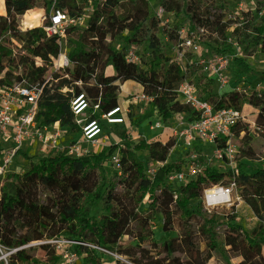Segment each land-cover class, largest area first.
Wrapping results in <instances>:
<instances>
[{
  "label": "trees",
  "instance_id": "obj_1",
  "mask_svg": "<svg viewBox=\"0 0 264 264\" xmlns=\"http://www.w3.org/2000/svg\"><path fill=\"white\" fill-rule=\"evenodd\" d=\"M134 1H92V10L84 24L68 25L64 37L59 39L56 35L48 36L41 25H21V18L38 6L39 0H3L0 84L14 86L23 81L31 84L50 77L39 99L38 116L43 123L58 122L70 133H78L80 128L70 110L73 95L83 94L90 106L101 100L109 102L120 94V86L126 81L141 87L163 121L176 114H183L187 120L194 117L189 106L176 100V89L185 76L178 67L170 65L160 38L165 36L177 43L173 28L186 24L203 28L202 38L209 39L207 53L234 56L233 43L229 42L232 39L241 47L243 56L264 55V0H255V10L241 11L228 20H223L222 15H210L207 0H161L160 6L173 16L170 30L160 25L146 1L143 6L147 14L139 16L140 8ZM42 2L49 9L53 3L70 18L80 19L85 14L86 4L76 0ZM210 2L222 7L217 0ZM259 13L262 15L258 16ZM45 17L44 25L48 24V14ZM116 43L137 46L140 65H128L122 52L114 47ZM60 51H66L70 66L59 73L48 72ZM234 65L238 73L247 72L239 59H234ZM167 67H175L177 73L171 76L168 88L163 89L159 87V73ZM260 76L264 80V71ZM210 83L208 80L207 84ZM207 84L196 88L209 101ZM243 94L223 93L213 106L241 110L248 101ZM250 104L264 121V91L254 94ZM242 131L241 127L234 129L240 142L238 152L247 160L255 159L251 137L241 135ZM258 136L264 139V128ZM171 146L168 141L133 143L125 139L80 157L62 153L41 157L23 154L25 170L10 173L0 189V245L8 250L16 249L9 255L8 264H57L59 257L54 247L44 243L57 237L106 249L127 262L115 260L114 264H211L212 261L264 264V223L248 230L236 223L235 217L227 215L219 239L215 233L216 216L204 219L200 226L203 193L216 185L234 184L237 196L253 214L264 212V167L249 172V165L243 162L227 171L205 167L187 183L173 189L178 196L172 209L163 213L171 216L167 224L181 230L193 223L199 226L198 234L160 242L153 239L151 227L139 221V207L147 197L148 212L155 215L156 192L163 186V178L182 167L180 163H166ZM140 151L146 152L143 160L160 164L152 176L139 170L135 154L138 156ZM114 153L117 161L113 159ZM261 158L264 159V151ZM107 162L116 166L117 172L107 176L104 168ZM40 186L52 196L46 204H38L34 199ZM95 207L101 211L98 220L92 215ZM120 213L125 214L128 224L117 233L105 218ZM126 240L133 244L124 245ZM25 245L29 246L23 248ZM73 251L82 264H102L101 255L93 249L75 245Z\"/></svg>",
  "mask_w": 264,
  "mask_h": 264
},
{
  "label": "built area",
  "instance_id": "obj_2",
  "mask_svg": "<svg viewBox=\"0 0 264 264\" xmlns=\"http://www.w3.org/2000/svg\"><path fill=\"white\" fill-rule=\"evenodd\" d=\"M11 1V0H7ZM53 1V0H51ZM78 3L86 4L84 16L80 19L70 18L66 13L56 9L51 3L48 24H41V28L48 35H56L59 39L64 37V30L68 25L82 26L85 22L86 14L92 10V1L94 0H76ZM127 0H118L119 3ZM241 7V5H240ZM89 11V13H86ZM241 11V9H240ZM154 16L160 21V25L166 30L173 28V16L170 12H166L161 6L155 10ZM177 34V56L183 62L189 65H196L202 72L215 78L220 84L226 83L223 72L230 65L231 58L228 53H207L203 51L200 40L204 34V29L199 27H191L189 24L173 28ZM166 39L165 36L160 37ZM114 47L122 52L124 61L128 65L138 66L141 63L140 49L132 44L116 43ZM13 49V48H12ZM13 52L15 53L14 49ZM189 58H186V54ZM70 66V61L66 51H60L52 60L49 71L61 72ZM46 75V74H44ZM66 77V75H64ZM50 77L34 83H26L14 86H6L0 84V189L5 178L13 172L14 166L23 167V154L29 156H48L53 154H67L75 157L88 155L98 152L102 145L101 139L107 134L108 128L124 127L126 118L129 114L128 105L115 103L113 101H99L94 105H89L83 94L73 95L70 101V110L75 117V123L79 126V138H73L72 133L58 122L43 123L39 116V99L42 96L44 85L49 81ZM222 87V86H220ZM66 88L63 89V92ZM148 101L151 103L149 96L140 93L132 95L129 102ZM176 100L182 105H187L194 112V117L187 120L183 114L174 115V119L178 122L175 125L174 132H178L184 139L187 150L192 151L195 146L213 147V153L217 157L223 155L232 159L238 152V147L232 143L234 138V129L241 123L247 121L245 108L236 110L232 108H215L204 95L198 93L196 85L191 80L184 79L176 89ZM127 101V102H128ZM151 130L161 128V123L156 122L150 125ZM113 130V129H111ZM110 131V130H109ZM219 142L222 143L220 147ZM195 158V154H191ZM114 161H117V153L113 154ZM160 165L159 163H157ZM200 168L189 165L187 169L182 166L179 171L167 176L168 185H173L174 189L187 183L200 172ZM149 176L154 174V170L150 168L145 170ZM217 186L206 189L203 193V202L207 207H214L219 204H228L230 197L224 202L220 200H209L208 196L214 193ZM224 187V186H220ZM225 189L229 196L234 184H230V188ZM177 194H172V199H177ZM239 198V197H238ZM44 243L51 244L59 259L57 264H73L78 257L72 249H68L72 245H81L95 250L98 254L104 253L115 260L124 261L120 256L99 248L94 245L71 241L63 237H57L46 240ZM31 243L29 245H35ZM29 245L23 246V248ZM73 246V247H74ZM3 246L0 245V264H8V257L14 253L16 249H11L3 254ZM8 250L7 248H5Z\"/></svg>",
  "mask_w": 264,
  "mask_h": 264
},
{
  "label": "rangeland",
  "instance_id": "obj_3",
  "mask_svg": "<svg viewBox=\"0 0 264 264\" xmlns=\"http://www.w3.org/2000/svg\"><path fill=\"white\" fill-rule=\"evenodd\" d=\"M38 6H35L31 11L27 12L21 18V25L23 27L27 25L36 24L40 26L42 22L47 19L45 16L49 14V8L43 6L44 3H48L51 0H39ZM138 2L140 8L137 12L139 16H145L147 14L146 8L143 6V1H146L149 4V10L151 13H155V10L160 6L161 0H135ZM133 2V4L135 3ZM207 12L210 15H222L223 20L232 19V17L240 15L241 11L246 10H255V0H217L222 4V7L216 6L207 0ZM241 5V7H240ZM4 9V2L0 0V14ZM241 9V11H240ZM89 13V11H86ZM88 15V14H86ZM262 13H259L258 16H261ZM208 38H201L200 45L203 51L206 50V44H208ZM162 43L164 46V53L170 57V65H174L180 69L184 74L185 79L191 80L196 86L201 84H207L208 80L211 81L210 84H207V93L209 97V103L212 105L217 104L219 97L223 93L230 92H240L244 93L243 95L247 103L244 105L246 119L238 127H241L243 130L241 135L245 134L251 137L252 148L255 152V159L247 160L245 159L240 152L230 159L229 157L223 155L217 157L213 153V147L208 146L201 148L203 146H195V148L190 151L187 150L183 137L178 133L174 132L175 125L178 122L172 117L167 122L163 121L160 116L157 115L156 109L148 101H138L132 104L128 102L129 114L126 118V124L124 127H111L108 128L107 137L108 140L103 144L101 142L102 148L107 147L111 144L122 142L125 139H129L133 143H139L140 141L153 142L160 141L161 143H172V146L168 152V158L166 163H180V166H185V169L189 165L198 167L201 170L205 167H212L219 171L234 170L235 166L239 162L247 163L249 165V172H253L257 168L264 167V159L261 158L264 151V139L258 136V132L264 128V121L256 108H253L250 104L253 95L264 91V80L260 76V73L264 71V55L256 54L253 57H245L242 55L241 47L234 43L232 39H229V42L233 43L234 56L231 58L230 65L226 71L223 72V76L226 78L225 84H220L215 78H212L208 74L202 72V70L196 65H189V63L183 62L182 59L177 56V43L175 41H169L162 38ZM186 58H189V54H186ZM239 59L242 65L247 69V72L238 73L234 65V59ZM175 71L172 75L177 73ZM107 73H112V69L109 68ZM122 86V87H121ZM120 86V94L118 96V101H124L126 98H130L131 95H139L141 92V87L133 81H126ZM222 86V87H220ZM160 87V86H159ZM134 116V117H133ZM156 122L161 123V128L151 130L150 125L155 124ZM237 127V128H238ZM113 129V130H111ZM110 130V131H109ZM106 133V132H104ZM124 133V137L122 136ZM126 133V134H125ZM73 138H79V133H72ZM232 143L239 147L240 142L239 138L235 137L232 139ZM220 147L222 143L219 142ZM100 151V150H97ZM136 155L137 161L139 163V170L141 173H145V170L150 168L157 172L160 165L155 162H148V160H143L145 158L146 152L140 151ZM115 154V153H114ZM195 154V158L191 156ZM26 166V165H25ZM25 166L18 168L14 166L16 173H22L25 170ZM162 166V165H161ZM106 175L109 176L112 173L117 172V167L111 165L110 162L104 164ZM163 186L160 187L156 192V204L157 213L153 215L151 212H148L149 201L147 197L143 200L142 204L139 207V212L141 221L144 225L151 227L153 231V239L157 242L168 240L169 238H176L184 235H196L198 234V227L193 223L186 225L184 229L176 230L169 224H167L168 219H171V216H164L163 213L168 212L172 209L175 201H173L169 210L163 208L161 203L164 200L165 192H168L171 196L173 194V185H168L167 177L163 178ZM217 187H220L216 185ZM177 188V187H176ZM175 188V189H176ZM223 188H230V185H226ZM51 194L43 187L40 186L36 197L34 199L38 204H46L51 198ZM202 200V217L200 226L203 225V220L209 218L211 215H214L218 219V224L215 228V233L217 239L222 236L223 230L225 228L226 216L235 217V222L242 225L245 229H252L257 226L259 223H264V212L255 215L250 209L243 203V201L238 198L236 191L232 189L230 192V202L228 204H219L214 207H207ZM92 215L98 220L101 211L99 207H95L92 211ZM105 215V214H104ZM105 222H110L113 224L114 230L119 233L123 228L128 224V219L124 213L120 214H111L106 215ZM172 227V228H171ZM124 245H132L131 240H126L123 242ZM73 246H69L68 249L73 250ZM9 250H6L5 247L2 249V253L5 254ZM262 254L264 256V244ZM101 262L102 264H114V259L110 256L101 253ZM42 260L45 259L44 256L41 257ZM73 264H82L81 259L79 258ZM211 264H214L212 261ZM215 264H222L217 262Z\"/></svg>",
  "mask_w": 264,
  "mask_h": 264
},
{
  "label": "bare ground",
  "instance_id": "obj_4",
  "mask_svg": "<svg viewBox=\"0 0 264 264\" xmlns=\"http://www.w3.org/2000/svg\"><path fill=\"white\" fill-rule=\"evenodd\" d=\"M174 71L175 70L173 68H168L159 73V86L160 87L167 88V83L170 79V76L174 73ZM165 194L166 195L161 205L166 210H169L173 203V199H172V196L168 192H165ZM228 197L230 196L225 189H223L222 187H216L214 190V193L209 195L208 199L209 200H220V202H224L225 200H227Z\"/></svg>",
  "mask_w": 264,
  "mask_h": 264
},
{
  "label": "crops",
  "instance_id": "obj_5",
  "mask_svg": "<svg viewBox=\"0 0 264 264\" xmlns=\"http://www.w3.org/2000/svg\"><path fill=\"white\" fill-rule=\"evenodd\" d=\"M172 76V75H171ZM171 76H170V79H171ZM170 79H169V81H170ZM169 81H168V83H169ZM168 83H167V88H168ZM122 87V86H121ZM162 88V87H161ZM167 88H163V89H167ZM119 96V95H118ZM118 96L115 98V99H113L112 101L113 102H115V103H118V104H122V105H124V106H126V105H128V99L130 100V98H126V100H124V101H118L117 99H118ZM132 96V95H131ZM130 96V97H131ZM128 101V102H127ZM133 104V103H132ZM134 117V116H133ZM107 132H108V130H107ZM107 132H106V134H107ZM106 140H108V137H107V135L106 136H103L102 137V139H101V142L104 144L105 142H106ZM102 149V147L99 149V150H101ZM113 264V263H112Z\"/></svg>",
  "mask_w": 264,
  "mask_h": 264
}]
</instances>
